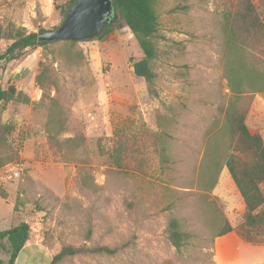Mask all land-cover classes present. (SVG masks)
<instances>
[{
  "label": "rangeland",
  "instance_id": "1",
  "mask_svg": "<svg viewBox=\"0 0 264 264\" xmlns=\"http://www.w3.org/2000/svg\"><path fill=\"white\" fill-rule=\"evenodd\" d=\"M251 1L264 17V0ZM67 2L0 0V22L53 29ZM228 7L156 0V94L133 73L142 52L119 13L108 34L0 60V87L16 89L0 103V229L25 221L52 256L65 245L122 246L59 264H216L221 229L236 232L245 214L225 165L230 102L264 142V53L231 37ZM9 43L0 39V53ZM170 217L188 234L179 250ZM256 238L244 241L264 250V229ZM250 257L264 264V252Z\"/></svg>",
  "mask_w": 264,
  "mask_h": 264
},
{
  "label": "trees",
  "instance_id": "2",
  "mask_svg": "<svg viewBox=\"0 0 264 264\" xmlns=\"http://www.w3.org/2000/svg\"><path fill=\"white\" fill-rule=\"evenodd\" d=\"M73 1L68 0L64 6L62 10L64 16ZM112 1L122 18V26L129 28L142 52L139 59L131 60L133 73L148 83L150 93L156 94L152 86L156 77L154 60L158 55L154 40L157 32L154 8L156 0ZM228 3L230 7L225 9L223 15L229 24L231 37L245 47L264 53V17L257 11L254 3L251 0H228ZM111 24L112 21L101 31L100 36L113 30ZM37 33L28 32L24 27L15 26L11 22L5 24L0 22V39L10 40L0 53V60L18 58L29 48L49 43L38 40ZM15 93L13 85L5 89L0 87V103L6 104L14 98ZM224 116L229 127L230 143L234 149V152L228 155L225 165L245 204L243 222L236 228V232L243 239L254 242L257 241V234H261L264 229V142L258 133L250 132L244 121L245 112L235 102L228 104ZM2 129L7 130V127L0 125V134L3 132ZM165 230L170 243L179 250L188 234L180 229L178 220L174 217L168 219ZM230 230L231 227L225 224L219 235ZM4 238L7 240L8 253V259L4 264H15L18 252L29 238V225L25 221H20L8 229L0 230V241ZM121 247L119 245L86 248L65 245L52 256L50 264H59L65 257L81 253L113 254Z\"/></svg>",
  "mask_w": 264,
  "mask_h": 264
},
{
  "label": "water",
  "instance_id": "3",
  "mask_svg": "<svg viewBox=\"0 0 264 264\" xmlns=\"http://www.w3.org/2000/svg\"><path fill=\"white\" fill-rule=\"evenodd\" d=\"M118 11L112 0H74L63 21L53 29L37 33L40 41H80L97 36L114 20Z\"/></svg>",
  "mask_w": 264,
  "mask_h": 264
},
{
  "label": "crops",
  "instance_id": "4",
  "mask_svg": "<svg viewBox=\"0 0 264 264\" xmlns=\"http://www.w3.org/2000/svg\"><path fill=\"white\" fill-rule=\"evenodd\" d=\"M12 226L14 225L10 223L7 229ZM0 244L6 246L7 240L5 238L2 239ZM213 252L216 264H253L250 256L256 252H264V250L254 248L234 230H230L216 238ZM51 258L52 252H49L38 242L29 238L18 252L15 264H50ZM259 258L262 259L261 257ZM0 261L4 264L7 260L0 257Z\"/></svg>",
  "mask_w": 264,
  "mask_h": 264
}]
</instances>
